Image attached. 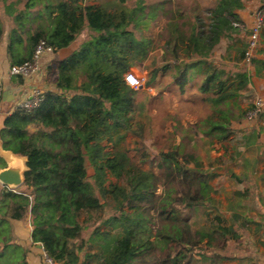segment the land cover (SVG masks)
I'll use <instances>...</instances> for the list:
<instances>
[{
	"label": "trees",
	"instance_id": "obj_1",
	"mask_svg": "<svg viewBox=\"0 0 264 264\" xmlns=\"http://www.w3.org/2000/svg\"><path fill=\"white\" fill-rule=\"evenodd\" d=\"M3 1L16 23L8 32L0 22V39H8L12 64L29 59L42 39L58 50L69 47L86 27L95 33L57 62L55 88L45 91L37 109L14 108L4 119L0 130L3 147L27 157L23 186L29 192L0 185V264H30L29 249L16 238L14 226L28 210L33 216L32 241L40 242L57 261L218 263L215 255L196 251L203 243L211 246L216 238L212 230L192 225L183 210L203 205L212 190L210 175L196 157L174 143L160 151L157 172L136 164L119 146L124 138L120 130L132 128L137 104V89L126 81L125 74L134 65L133 58L146 52L144 41L128 29L136 20L137 9H110L79 0H26L18 9L16 3L21 0ZM241 7L242 0H218L205 11L193 8V31L187 40L179 32L186 52L196 57L178 63L174 79L182 91L193 67L207 63L223 35L235 31ZM201 14H208L207 19ZM178 48L174 45L176 58L180 57ZM23 49L31 51L29 57L21 56ZM208 66L198 93L211 94L204 99L217 107L218 119L211 116L202 123L209 126V133L223 139L233 131V121L245 117L248 109L234 111L233 106H239L238 91L250 77ZM169 68V63L161 66L165 71ZM221 104L229 109L223 110ZM104 140L111 142L113 149L107 150ZM87 161L94 169L93 181ZM109 173L126 178L127 184H106ZM101 197L112 199L115 211L93 229L88 241L91 250L81 257L71 250L87 227L81 213L103 209L106 202ZM187 233L193 254L185 241Z\"/></svg>",
	"mask_w": 264,
	"mask_h": 264
},
{
	"label": "crops",
	"instance_id": "obj_2",
	"mask_svg": "<svg viewBox=\"0 0 264 264\" xmlns=\"http://www.w3.org/2000/svg\"><path fill=\"white\" fill-rule=\"evenodd\" d=\"M242 2L243 7L237 9L238 21L235 31L229 36L223 35L213 49L212 54L215 53V55L210 54L206 59L207 63L193 67V81L201 75L199 85L209 70V64L229 75L237 73L249 75L248 84L238 91L236 99L239 106H233L234 110L240 108L239 101L246 93H248L247 97L252 96L250 104L257 96L264 97V25L255 58L251 63H246L243 58L249 32L254 23V11L257 7L264 8V0H242ZM86 28L87 31L90 30L88 27ZM86 30L83 29L73 42L75 46L72 43V46L58 49L54 53L46 55L42 62L41 73L31 78H22V81L20 76H17V80H13L9 74L12 57L7 51L8 39L6 37L2 39L0 43V130L5 117L14 110L19 100L32 87L39 86L45 91L55 88V81L51 86H48L46 82L50 71L54 70L53 74H56L57 62L70 55L73 52V47L74 49L78 47L76 41L84 35ZM94 33L90 30L89 37H92ZM219 47L220 51H217ZM23 51L21 56H30L29 49L28 51L23 49ZM195 58L193 57V59ZM208 95L211 94L197 93V98L205 101L207 112L205 117L201 118L200 126L195 131L197 134L201 130L204 133L201 134L211 142L214 148L215 146L223 148L222 150L216 149V152L222 155L217 160L203 162L202 158L196 157L202 168L210 175L212 186L210 196L201 205L210 219L209 223L204 226L208 231L212 230L216 237L211 244V246H215V249L213 253L208 254L215 255L219 263L223 261L222 264H234L233 261L235 264H248L251 260L254 264H258L264 262V110L258 118L252 121L242 117V122L232 123L233 131L223 139H218L214 134L208 132L209 126L202 123V120L207 117L215 116V119H218L217 107L208 99H204ZM220 107L226 111L229 109L227 104H221ZM209 138L210 140H208ZM235 138H237L236 142L239 146L230 145L235 152L228 154V143H232ZM10 157L11 154L3 148L0 137V169L10 165ZM0 185L3 184L0 182ZM201 206L195 211H198ZM32 219V213L28 210L23 218L15 220V235L19 242L28 247L30 264H44L42 255L44 247L40 242H33L31 238L34 227ZM81 238V241L86 242L83 232ZM77 240L75 239L74 242ZM71 247L72 251L81 257L84 256L81 254L80 247H75L74 243Z\"/></svg>",
	"mask_w": 264,
	"mask_h": 264
},
{
	"label": "rangeland",
	"instance_id": "obj_3",
	"mask_svg": "<svg viewBox=\"0 0 264 264\" xmlns=\"http://www.w3.org/2000/svg\"><path fill=\"white\" fill-rule=\"evenodd\" d=\"M9 0L8 2H10ZM26 0H21L16 3L18 9H22ZM218 0H79L82 3L98 4L110 9H125L131 11L137 9L136 20L128 25V29L134 32L135 37L138 40L144 41L145 53H141L137 57L133 58L134 65L130 71L137 76L144 78L143 85L137 89L136 94V111L134 118L132 119L133 126L129 129H121L120 133L124 134L119 142V146L128 151L129 156L134 162L143 168H152L159 172L157 163L160 157V151L167 150L172 144H181V148L186 153H191L195 157L202 158L203 162L209 160H217L221 158L216 149L211 145V142L207 141V138L203 136V132L196 128L200 126L201 118L205 117L207 112V106L205 101L197 98L199 79L197 76L193 81L192 77L188 82L186 89L182 91L178 84H176L174 76L177 74V66L179 62L189 61L193 59L186 52V43L181 40L179 32H183V37L187 40V37L193 31V8H199L200 11L214 6ZM145 13V14H144ZM207 19L208 14H201ZM0 22L4 28L9 32L15 21L12 15L6 12L5 1L0 0ZM34 25V24H33ZM87 28H85L86 30ZM177 29L179 31H177ZM81 34V33H80ZM79 34V35H80ZM90 30H86L84 35L76 41V51L86 40H89ZM91 35V34H90ZM83 40V41H82ZM248 40V39H247ZM0 39V43H1ZM82 42V43H81ZM75 46V43H73ZM72 44V45H73ZM178 45L180 59L176 58L173 53L174 45ZM71 45V46H72ZM220 47L217 49L219 50ZM212 55H215L213 53ZM165 63H169L171 68L168 70H162L161 66ZM157 74L153 79L155 70ZM54 70L50 71L49 77L46 79L48 86L54 85V79L56 74H53ZM10 74V73H9ZM13 80H17V75H10ZM83 77V76H82ZM80 77L79 81L82 80ZM152 79V83L149 84ZM44 89V88H42ZM246 93L240 102V108L234 111H240L250 108V99ZM247 108V109H248ZM197 120V121H196ZM194 121V122H193ZM196 121V122H195ZM242 122V117L235 119L233 124ZM197 125V126H196ZM203 133V134H201ZM201 137V138H200ZM210 140V138L208 139ZM237 138L228 143V154L235 152L233 146L237 145ZM104 144L107 145V150L113 149L111 142L104 140ZM219 145V144H218ZM222 150L223 148H219ZM219 151V150H217ZM193 165V163H191ZM206 165V164H205ZM88 174L90 178L94 174V169L87 161ZM93 181V179L91 178ZM110 181L118 182L126 185V178H117L111 173L108 174V184ZM20 188L29 192L25 186ZM159 189L158 192H160ZM102 202H106L105 207L101 210H92L91 212L83 211L81 213V219L85 222L87 227L83 230V236L86 240L83 243L82 238H79L74 242V246L80 247L82 256L87 251H90L89 238L93 229L101 224L103 218L113 213V200L105 199L101 197ZM185 214L190 216V221L198 225H206L210 219L207 216L203 206L198 211L193 208H183ZM104 227V226H103ZM185 241L188 248L192 249L189 243L190 238L187 233ZM203 243L198 246L196 251H203L204 253H213L215 246L209 247ZM210 253V254H211ZM193 254V249L192 253ZM198 256V255H197ZM218 262L216 264H222ZM235 264V262L233 261ZM248 264H254L253 260Z\"/></svg>",
	"mask_w": 264,
	"mask_h": 264
},
{
	"label": "built area",
	"instance_id": "obj_4",
	"mask_svg": "<svg viewBox=\"0 0 264 264\" xmlns=\"http://www.w3.org/2000/svg\"><path fill=\"white\" fill-rule=\"evenodd\" d=\"M264 25V8L257 7L254 11V23L250 29L247 46L244 54V61L246 63H251L255 58L257 50L260 45L261 32ZM56 49L47 43L46 40H40L36 45L32 56L20 63H13L10 65L9 73L10 75H17L22 78H31L42 70V62L46 55L54 53ZM126 81L135 89L140 88L144 83V78L137 76L131 71L125 74ZM45 90L39 86L32 87L29 92H27L16 104L15 108H20L27 112H33L37 109L42 100L44 99ZM264 110V97L257 96L252 103V106L248 108L245 118L247 120H254ZM15 190V189H14ZM209 248V247H208ZM43 261L44 264H71L64 261H57L53 259L48 253L43 249ZM258 264H264V262H259Z\"/></svg>",
	"mask_w": 264,
	"mask_h": 264
},
{
	"label": "water",
	"instance_id": "obj_5",
	"mask_svg": "<svg viewBox=\"0 0 264 264\" xmlns=\"http://www.w3.org/2000/svg\"><path fill=\"white\" fill-rule=\"evenodd\" d=\"M4 148V147H3ZM5 149V148H4ZM10 154V165L0 169V182L12 189L20 188L24 184V172L27 170V157L6 149Z\"/></svg>",
	"mask_w": 264,
	"mask_h": 264
}]
</instances>
